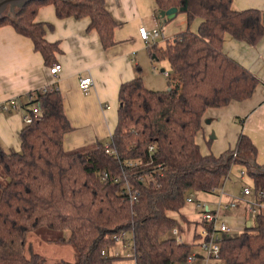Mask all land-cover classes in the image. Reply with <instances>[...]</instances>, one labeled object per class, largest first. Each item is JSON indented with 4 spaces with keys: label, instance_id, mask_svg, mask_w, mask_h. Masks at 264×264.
Wrapping results in <instances>:
<instances>
[{
    "label": "trees",
    "instance_id": "obj_1",
    "mask_svg": "<svg viewBox=\"0 0 264 264\" xmlns=\"http://www.w3.org/2000/svg\"><path fill=\"white\" fill-rule=\"evenodd\" d=\"M155 1L160 12L181 7L185 0ZM46 4H54L59 17L88 16L89 29L98 31L103 46L115 44L117 21L106 0H31L14 14L4 12L0 27L10 25L31 38L46 65H54L60 51L59 42L45 37L52 25L36 20ZM184 13L183 32L164 45L150 46L154 59L170 64L169 89L149 88L141 76L122 83L109 142L65 148V134L74 127L61 91L52 86L29 93L23 107L37 104L42 114L25 123L19 151L0 147V264H50L27 243L28 234L42 228L60 232L52 240L73 246V264H114L121 258L109 250L123 232L131 235L134 252L125 259L185 263L193 244L167 236L177 226L168 211H180L189 192L221 187L235 164L246 166L254 194L261 192L264 201V171L253 164L264 165L257 163V146L247 134L221 155L203 154L196 141L208 108L246 100L260 83L223 50V40L229 33L251 45L259 43L263 11L235 9L233 0H188ZM196 19L200 23L194 31L190 25ZM255 222L238 235L226 234L221 261L264 264V211L256 213Z\"/></svg>",
    "mask_w": 264,
    "mask_h": 264
},
{
    "label": "crops",
    "instance_id": "obj_2",
    "mask_svg": "<svg viewBox=\"0 0 264 264\" xmlns=\"http://www.w3.org/2000/svg\"><path fill=\"white\" fill-rule=\"evenodd\" d=\"M106 7L117 21L114 29L115 44L110 47L103 46L96 29H89L88 16L59 17L54 4L40 7L36 20L52 25L46 29V39L59 42L60 51L56 54V63L61 64V69L55 74L51 73V66L45 64L43 55L34 49L31 38L18 33L10 25L0 27V100L18 97L21 103V107L17 109L0 111V147L20 150V132L25 125L23 104L27 102L30 92L52 86H57L61 91L66 114L74 127L65 134V148L110 141L118 121L121 84L137 76L143 77L142 69L146 67V61L155 60L150 52L153 43L149 44L141 37L139 27H158L165 33L163 26L159 27L157 23L160 21L167 24L180 11L174 18L165 20L160 17L155 0H106ZM233 7L238 10L258 8L263 11L264 18V0H233ZM199 23L200 19H196L192 30L196 31ZM175 36H167L165 33L161 45ZM154 43H157L156 39ZM223 50L255 73L260 83L253 95L246 100L208 108L196 141L203 154L221 155L236 145L242 133L247 134L257 146V163L264 165V36L259 43L251 45L226 33ZM163 69L167 75L166 69L170 71V66L166 65L161 70ZM84 75H91L93 78V84L87 93L80 88V78ZM144 82L147 87H152L146 80ZM233 178L235 181L249 179L250 182L244 188L254 186L246 166L235 164L221 187L212 192H196L197 203L194 202V205L199 212L198 220L189 215L190 211L185 212L184 207L180 214L187 222L200 224V229L183 236L176 226L182 240L184 237L195 239L194 236L200 240L203 222L197 206L199 202L216 208L219 201L227 203L237 199L236 207L219 209L221 219L226 221L230 230L235 225L238 227L240 221L247 222V225L250 223L249 215L253 212L249 210L247 199L255 198V195H245L243 188L239 193L240 197L232 196L227 183L231 181L233 185ZM183 242L192 243L189 240ZM196 254L198 258L204 257L201 252Z\"/></svg>",
    "mask_w": 264,
    "mask_h": 264
},
{
    "label": "rangeland",
    "instance_id": "obj_3",
    "mask_svg": "<svg viewBox=\"0 0 264 264\" xmlns=\"http://www.w3.org/2000/svg\"><path fill=\"white\" fill-rule=\"evenodd\" d=\"M152 23H149L151 25ZM159 27L163 26V29L165 30V33L167 36H173L177 35L181 32H183L187 28V21H186V15L182 11H180L177 16L170 20L167 24H162V22L159 21L157 23ZM195 27V21H193L190 25V28L192 29ZM164 39L162 37H158L156 39V42L158 45H161L163 43ZM155 41L149 42V44L154 43ZM151 55H149L150 57ZM166 65L170 66L168 60L166 59H159L152 61L151 59H148L146 61V67H143L142 74L144 81L146 80L148 85L152 86L151 88L154 90H166L169 89L168 81L170 80L168 75H166L165 71H162V68H166ZM165 70V69H164ZM167 72H169L166 69ZM175 83H173L174 85ZM232 180L235 181L233 178ZM250 180H238L231 185V181L227 183V188L231 191V195L234 197H240L239 193L244 188L245 184L249 183ZM227 189V190H228ZM196 192L194 193L195 199L193 202H186L184 205L185 212H191L189 215L191 217H194L193 219L199 218L198 214L199 212L195 209L194 202H196ZM215 196L214 194H212ZM197 203V202H196ZM184 211V210H183ZM264 211V208H263ZM222 213V212H221ZM224 213V212H223ZM169 216L175 218L177 220V226L180 229V233L183 234V236H188V233L194 231L195 229H200V224H197L196 222H187L184 217L180 214V211H168ZM255 216L256 213H250L249 220L250 224L255 225ZM198 220V219H197ZM226 222V221H225ZM237 225L233 226V228L228 232L230 236H235L241 233L245 228L248 226L247 222L240 221V225L236 227ZM188 230V232H187ZM185 232V233H184ZM187 233V235H186ZM172 232L167 233V236H171ZM60 236V232L58 231H52L46 228L39 229L37 231L30 232L28 234L27 243L28 246H31L36 252L40 253L48 263L50 264H57L60 262H68L70 264H73L76 260V253L73 248V246L69 243H62L55 240H52L54 237ZM131 237V235H128ZM195 239L192 237H184V241L189 240L193 244L192 253L201 252L202 255L204 252L200 248L198 244V239L194 236ZM120 250L124 255L126 254V251L128 248L122 247L120 244H116V246L111 247L110 254L113 255L114 250ZM198 250V251H196ZM121 259H117L114 264H125L127 262H131L130 259H125L124 257H120ZM205 259L204 257L196 258L192 264H204ZM177 264H185V263H177ZM219 264H225L223 261H219Z\"/></svg>",
    "mask_w": 264,
    "mask_h": 264
},
{
    "label": "built area",
    "instance_id": "obj_4",
    "mask_svg": "<svg viewBox=\"0 0 264 264\" xmlns=\"http://www.w3.org/2000/svg\"><path fill=\"white\" fill-rule=\"evenodd\" d=\"M139 33L143 39L147 42L155 41L158 37L165 38V33L158 27L149 29L145 25L139 27ZM61 69V64L55 63L50 67L51 73H58ZM93 84V78L91 75H84L80 78V88L84 92H89ZM46 88V87H45ZM21 107V103L17 98H7L0 100V111H10L12 109H17ZM25 108L24 121L25 123H31L36 117H39L42 114L41 108L37 104L28 105ZM154 146L150 145V149H153ZM107 152L113 153V150L107 147ZM237 154L235 153L234 156ZM130 164H137L136 162H131ZM243 193L247 196L255 195L253 187L246 186L243 190ZM134 198L136 197L133 194ZM262 193L259 192L255 198L247 199L249 210L254 213H258L264 207V201H262ZM187 202L194 201V192H189L186 198ZM237 199H232L227 203H222L219 201L216 204V208L210 207L209 204L204 202H199L197 206L199 207L202 214L203 229L200 232L199 246L204 252L205 264H219L220 260V249L221 242L226 236L227 232L230 231L229 225L223 221L219 214V209L224 207L225 209H232L236 207ZM173 235L179 242H183L182 237L178 234V229L175 227L171 231ZM117 243H121L123 249L126 247L128 250L124 255L120 250H114L113 255L117 257H126L132 258L134 255L133 252V240L128 236L127 233L123 232L121 235L115 236ZM106 253V251H103ZM110 253V250H109ZM197 254L191 253L185 264H192L196 259ZM130 264H137L136 260H132Z\"/></svg>",
    "mask_w": 264,
    "mask_h": 264
},
{
    "label": "water",
    "instance_id": "obj_5",
    "mask_svg": "<svg viewBox=\"0 0 264 264\" xmlns=\"http://www.w3.org/2000/svg\"><path fill=\"white\" fill-rule=\"evenodd\" d=\"M29 1L31 0H0V16L6 11H9L10 13L14 14L17 8L23 7ZM187 8H188V0H185L184 5L181 7L174 6L167 10L160 11V17L165 20H170L174 18L179 11L184 12L187 10ZM253 166L258 171H264V168H259L256 164H253Z\"/></svg>",
    "mask_w": 264,
    "mask_h": 264
}]
</instances>
